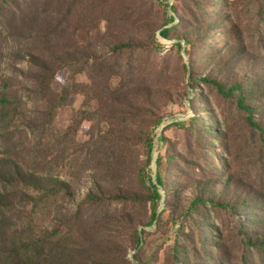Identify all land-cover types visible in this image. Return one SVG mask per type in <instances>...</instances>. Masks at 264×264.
Listing matches in <instances>:
<instances>
[{"label": "rangeland", "instance_id": "obj_1", "mask_svg": "<svg viewBox=\"0 0 264 264\" xmlns=\"http://www.w3.org/2000/svg\"><path fill=\"white\" fill-rule=\"evenodd\" d=\"M263 83L264 0H0V264L23 249L52 264L62 249L69 264H264V131L250 123L264 129ZM241 84L259 88L251 119ZM70 127L80 143H135L119 170L90 165L128 198L76 209L5 178ZM83 158L64 177L78 199L93 186Z\"/></svg>", "mask_w": 264, "mask_h": 264}, {"label": "trees", "instance_id": "obj_2", "mask_svg": "<svg viewBox=\"0 0 264 264\" xmlns=\"http://www.w3.org/2000/svg\"><path fill=\"white\" fill-rule=\"evenodd\" d=\"M31 58L37 65L45 67V64H43L40 57L31 54ZM216 84L218 87H220V84ZM77 86L78 85L73 82L69 88ZM69 88H66L65 94L69 92ZM262 88L264 90V83ZM233 89H236L238 91L239 103L243 107V109L248 112L251 119L254 114L251 110V107L245 104V99L248 97L249 93L258 92L259 88H244V86L241 84L233 85L230 90ZM263 90H261V97H264ZM244 91H246L247 93H245ZM155 123L157 122H151L150 126L146 127L147 130L145 131V134L148 135L146 139L147 152L145 155V164H138L139 158L138 155L135 154L134 150H125V147H128V145H130L131 147L135 146V143L131 144L129 139L113 140L105 137H98L91 139L90 141H88V143H80L76 141L75 137L70 136V134L72 135L76 131V128L70 127L64 133V135L55 136L49 144L46 143L47 145L38 147V151H36L37 155L35 157V170L33 169L32 171H26L22 167V165L18 163L17 169L14 172H8L5 175V178L9 181L10 179L17 180L18 184L32 188L34 191H37L40 196H43L45 198L53 195H58L60 193L70 195L72 197V200L69 207H74L76 209L81 207V205L88 200L97 201L101 199H126L128 198V195L125 192L123 194H104L105 190L103 189L104 187L102 184L103 179H100L98 175L95 174V172H97L99 168H97L96 166L90 167V165L93 162H97L100 167L103 165L110 167L114 165L113 160H115V165L119 170L121 168L119 164L124 161L126 162V160L128 159V154L134 153V161L135 165L138 168L139 178L141 181H145L146 179H148L146 167L151 161V151L153 147V139L151 137L150 128L153 127ZM250 123L252 126H254V128L259 129L262 132L264 131V129H262L253 120ZM83 156L84 158L79 166V174L86 175V171H90V173L92 174L89 173L85 177L91 180L93 186L90 190H87L85 192L82 198L78 199L74 198L75 190L71 181L66 180L64 177H68L71 179L73 175L76 174L73 169L77 165H73L72 162ZM127 161H129V159ZM66 163H69L68 169L70 170L71 174L64 173V176H61V174H55L57 173L56 170L67 167ZM50 164L55 165L50 166ZM156 183L159 186H164V182L159 174L157 175ZM228 183H230L229 178L227 179V183L225 184V186H227ZM153 186L155 188L154 193H156V197L160 198L161 195L159 193V189L156 185ZM94 190L96 191V193H94ZM198 197L199 196L194 193L191 197V200L198 201ZM252 241L254 243L258 242L260 244H264V233H261V237H254ZM38 247L40 249L42 248V245L39 244ZM67 254L68 252L65 249H62L60 257L58 258V260H56V262H53V264H58L57 262H59V264H69L71 261L69 260L70 257L67 256ZM50 259V255L46 258H42V254L40 252H38V254H29L28 249H23L22 251H18L17 258L14 260V262H12V264H52V262H50Z\"/></svg>", "mask_w": 264, "mask_h": 264}]
</instances>
